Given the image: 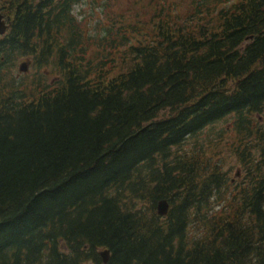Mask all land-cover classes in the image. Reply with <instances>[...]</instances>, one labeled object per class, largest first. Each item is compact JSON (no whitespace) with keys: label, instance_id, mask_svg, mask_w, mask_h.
Listing matches in <instances>:
<instances>
[{"label":"trees","instance_id":"obj_1","mask_svg":"<svg viewBox=\"0 0 264 264\" xmlns=\"http://www.w3.org/2000/svg\"><path fill=\"white\" fill-rule=\"evenodd\" d=\"M0 14V264H264V0Z\"/></svg>","mask_w":264,"mask_h":264},{"label":"rangeland","instance_id":"obj_2","mask_svg":"<svg viewBox=\"0 0 264 264\" xmlns=\"http://www.w3.org/2000/svg\"><path fill=\"white\" fill-rule=\"evenodd\" d=\"M121 5L122 4H119V6L121 7ZM87 9H89V7L87 8ZM119 10H120V8H119ZM20 63H18L17 65H16V69H15V71L17 72L18 71V65H19ZM26 74H29V71H27V72H25ZM24 73V74H25ZM255 117H257V116H255ZM221 127H223V125L222 126H217V127H215V130H214V135H215V137H216V134L218 133V129H220ZM217 138V137H216ZM254 139L252 138L251 140H250V147H252V146H254V147H256V149L258 148V153H259V151H263L264 150V145L259 141L258 142V140L257 139H255L256 141H253ZM216 141H218V138H217V140ZM227 149V148H226ZM252 150V149H251ZM253 151V150H252ZM217 150L215 151V154H217ZM223 154H225V153H223ZM257 154V152H253V155L255 156ZM231 158V157H230ZM255 160H258V161H255ZM234 161V160H233ZM233 161H229V163L230 164H233V165H236V166H232V168L230 169V181H231V183L233 184V183H235V182H240L241 180H243L242 178H243V176H242V172H241V175L239 176V174H237V176H235V172H236V170H240V169H242V168H240L239 166H237V164L235 163V161L233 162ZM250 161V164H251V166L253 165V167H254V165H255V163L256 162H259V164H262L263 162H264V153L263 154H261L260 155V157L259 158H257V159H250L249 160ZM229 169V166L228 167H226V170H228ZM243 182V181H242ZM85 264H94L93 262H87V263H85Z\"/></svg>","mask_w":264,"mask_h":264},{"label":"water","instance_id":"obj_3","mask_svg":"<svg viewBox=\"0 0 264 264\" xmlns=\"http://www.w3.org/2000/svg\"><path fill=\"white\" fill-rule=\"evenodd\" d=\"M6 31H7V25L5 24L4 20L0 16V36L4 35ZM27 67H28V63H23L20 65L19 71L20 72H26ZM168 208H169V206H168L167 202L165 200H161L158 202V204L156 206V212L159 216L164 217L168 213ZM101 255H102V257L106 256L103 254H101Z\"/></svg>","mask_w":264,"mask_h":264},{"label":"flooded vegetation","instance_id":"obj_4","mask_svg":"<svg viewBox=\"0 0 264 264\" xmlns=\"http://www.w3.org/2000/svg\"><path fill=\"white\" fill-rule=\"evenodd\" d=\"M263 113L259 116L258 127L264 131V114ZM251 139H252V137H249V140H248V144L249 145H250V140ZM263 153H264V151L263 152L262 151H259V156L261 154H263ZM247 167H248V170H247V173H246L245 181H250L251 179H255L254 174L253 173L252 174L250 173V170H252V166L250 164V161H248ZM259 168L260 169L263 168V170H264V162L261 165H259Z\"/></svg>","mask_w":264,"mask_h":264},{"label":"bare ground","instance_id":"obj_5","mask_svg":"<svg viewBox=\"0 0 264 264\" xmlns=\"http://www.w3.org/2000/svg\"><path fill=\"white\" fill-rule=\"evenodd\" d=\"M101 254L106 255V256H103V257H102ZM109 255H110V253H109L108 251H102V252L100 253V256H101V258H102L104 264L107 263L108 258H109Z\"/></svg>","mask_w":264,"mask_h":264}]
</instances>
